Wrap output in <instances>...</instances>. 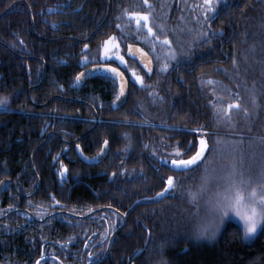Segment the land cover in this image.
<instances>
[{"label":"trees","instance_id":"obj_1","mask_svg":"<svg viewBox=\"0 0 264 264\" xmlns=\"http://www.w3.org/2000/svg\"><path fill=\"white\" fill-rule=\"evenodd\" d=\"M86 1L90 6L101 3V0ZM4 2L0 0V95L9 96V104L7 110L0 109V209L5 210L0 213V264L9 261L34 264L42 247L46 250L45 258L55 254L63 264H90L88 252H97L108 242L105 239L101 245L98 233H102L111 220L118 219L112 212L119 209L121 215L134 203L125 226L113 236L101 264H127V258L142 246L145 229L150 230L151 235L143 252L133 259L134 264H157L161 258L166 264H264V233L245 240L237 224L226 221L214 238H197L194 234L196 220L184 211L189 205L180 191L161 200L140 202L159 191L163 186L161 176H183V173L162 166L150 155L153 147L162 150L159 137L171 135L175 142L178 138L187 141L192 136L183 132L168 133L159 126L123 123L125 119L133 122L147 119L155 125H160L161 121L173 124L190 116L196 123L188 122L189 127L209 121L208 126L225 139H236L235 133H244L241 151L246 155L247 166L250 162L247 156L251 154L249 140L254 135H264V107L252 117L251 132H248L243 113L233 114L234 129L215 128L210 122L209 110L205 107L206 96L197 77L202 71L209 73L233 91H239L243 102L251 106L245 85L251 89L255 81L256 91L264 90V29L260 27L264 22V0H227L222 4L211 26L214 30H222L223 34L214 37L210 44L197 46L194 63L170 69L166 74L154 70L151 77L145 75L146 84L159 82L155 89L141 87L119 64L130 80L126 100L120 107L112 104L116 86L109 79L105 83L93 79L77 89L70 87L76 73L89 63L83 62L82 57L99 58L100 42L109 34L119 35L118 29L107 23L104 31L96 32L99 36L96 42L89 39L88 49H84L83 42L70 43L67 36L90 35L89 24L93 17L87 15L77 19L75 25L62 27L59 38L41 41V29L27 28L17 21L19 4L10 1L13 6L6 9L9 3L4 5ZM139 2L110 0V5L118 13ZM161 2L153 0L157 13H166L164 23L169 29L191 26L198 30L192 12L184 7L185 3L194 4L197 0H166L170 7L164 9L159 7ZM181 15L183 21L179 19ZM176 35L179 33L170 34V38L175 39ZM190 38L188 33L182 36L184 40ZM253 44L255 53H248L249 58L245 61L243 54ZM141 46L146 47L143 43ZM234 55L239 63L238 77L232 69ZM63 60L66 61L63 63ZM105 60L113 62L110 58ZM136 67L144 74L138 65ZM215 67L227 68L229 72L212 71ZM181 76L182 83L179 81ZM153 90L164 100L153 102L148 95ZM259 102L264 105V96L259 97ZM77 117H99L100 121L95 125L93 121ZM106 138L109 150L98 165L75 163L70 158L75 143L88 151L93 139L101 144ZM145 144L149 147L145 148ZM66 146L67 152L64 151ZM228 147L224 150L225 157ZM256 151L255 162L258 164L259 149ZM67 153L69 158L65 157ZM56 154L61 155L59 162L51 164ZM61 162L68 169L63 177L59 171ZM141 167L144 174L136 178L119 172L121 168L129 171L135 168L138 173ZM112 171L117 175L108 183L106 179ZM73 175L78 176L72 179ZM198 176L199 170L182 179L181 183H195L194 178ZM75 179L80 180L81 186L70 187ZM52 197L60 201L59 208L66 211L56 213L58 207L53 205L49 208L50 216L43 221L36 220L34 206L52 204ZM10 204L13 205L11 209L8 208ZM109 205L114 209H109ZM89 207L97 209L94 214L75 216L78 212L87 213ZM22 209L33 213L27 214ZM71 236L75 238L69 241ZM61 240L68 241L69 246L62 247ZM85 240L89 241L87 247ZM53 262L51 264H59Z\"/></svg>","mask_w":264,"mask_h":264},{"label":"snow or ice","instance_id":"obj_2","mask_svg":"<svg viewBox=\"0 0 264 264\" xmlns=\"http://www.w3.org/2000/svg\"><path fill=\"white\" fill-rule=\"evenodd\" d=\"M227 0H197L194 4L185 3L184 7L189 9L193 14V19L199 26L198 30L185 26L183 28L173 27L169 29L164 19L166 13H157L156 5L153 0H140L124 7L115 17L121 23H117L115 27L119 30V35L112 33L107 35L99 44V57L103 59L114 58L125 69L131 73L135 82L143 88L155 89L156 84H146L145 75L151 74L154 70L159 73H168L170 69L178 68L181 65H190L194 63L195 49L197 46L203 44H210L214 37L222 35V30H214L211 26V21L219 13V8L222 4H226ZM58 8L70 7L68 4H58ZM159 7L164 9L170 7L166 0H162ZM138 9V10H133ZM73 12L76 9H72ZM184 20V16L179 18ZM55 24V22H53ZM260 27L264 29V22ZM179 35L175 39L170 38V34ZM184 33L190 34L191 38L184 40L182 36ZM127 40H135L136 43H126ZM23 44V40L20 41ZM143 43L146 47H142ZM84 49H88L89 45L84 44ZM248 53H255V44L251 45L243 54L244 60L247 61ZM93 56L91 59L88 56L82 57L83 62H91L96 60ZM139 64L145 70L144 74H140V70L136 67ZM159 65L158 68L155 65ZM93 69L104 70L111 74L114 81H118L119 90L115 94V99L112 101L114 107L118 106L121 97L125 95L128 78L125 73L121 71L120 67L115 66L114 62L93 64ZM232 69L235 76H239V63L234 55L232 58ZM88 69L76 73L74 83H79L84 78ZM212 71H223L226 74L229 72L227 68L215 67ZM199 85L206 96L205 107L209 110L208 115L210 122L215 128L227 126L229 128L236 127V121L233 119L234 113H243V118L247 122L248 132H251V119L257 115L259 109L264 107L259 102V97L264 96V90L259 93L255 89V81L253 86L246 90L249 93L250 107L243 102L239 91L233 89L223 83V81L214 78L207 72H200L198 75ZM179 81L183 82V76L179 77ZM239 89L240 85L237 84ZM156 100H164V97L158 91H151L148 93ZM9 104V96L0 95V109L7 110ZM141 115L143 113L141 112ZM188 122L196 123L190 116H185L182 121L173 124H167L161 121L160 125L152 124L145 119L144 121L133 122L125 119L123 123H138L141 125H148L150 127H163L167 129L168 133H186L191 134L192 139L185 141L178 138L172 142L171 135H161L159 140L163 144L162 150L156 147L152 148L150 155L157 159L162 166L170 167L173 172L183 173L180 175H167L165 178L161 176L163 186L156 191L153 196L144 197L148 201L161 200L167 195H175L180 191L187 200L189 208L185 209L190 218L196 220L194 234L197 238L212 239L221 230L226 221H234L238 229L242 232V237L245 240H251L257 235L264 233V135H254L249 140V147L251 154L247 156L250 161L246 166V155L241 151V146L244 144V133H235L236 139H225L224 136L215 133L210 128L209 121H204L196 124L195 127H189ZM125 137L128 133L123 134ZM215 136V139L213 137ZM109 140L106 138L100 151L96 154L100 156L106 150ZM230 146V147H228ZM77 144L76 148L80 149ZM145 148L149 145L145 144ZM228 147L227 156L225 157L224 150ZM128 145L125 146V149ZM171 149V151H169ZM256 149H259V163L255 162L257 156ZM96 157H85V159H95ZM55 159V157H54ZM199 170V176L195 183L188 185L182 184V179ZM60 175L63 177L68 171L67 167L61 162ZM120 175L123 176H142L144 174L143 167L137 170L133 168L129 171L126 168L119 170ZM135 174V175H134ZM117 175L116 172L111 173L112 177ZM32 202L29 201V205ZM53 205L61 206L60 201L52 197V204L45 205L40 203L35 205V214L42 220L46 219L52 213L49 208ZM13 205H9L11 209ZM111 209V205L108 206ZM131 207V205L129 206ZM5 210L0 209V213ZM70 211H74L71 209ZM87 213H91L93 209L87 208ZM77 216H84V212L76 213ZM113 216L118 219L111 220L108 226L102 233L101 245L103 240L110 239L112 232L119 226L123 216L119 214V209L112 212ZM124 216L127 213L123 214ZM87 231V229H85ZM149 235L151 232L149 230ZM74 236L69 237V241L74 239ZM43 239V237H42ZM147 242V241H146ZM62 247L69 246L68 241H59ZM89 241L85 240L87 247ZM106 247H101L97 252H88L90 264H99L100 257L105 254ZM46 250L41 248V255L36 259L34 264H47L45 259ZM53 260L63 264L59 256L53 254ZM8 264H14L9 261ZM157 264H166V261L161 258Z\"/></svg>","mask_w":264,"mask_h":264},{"label":"flooded vegetation","instance_id":"obj_3","mask_svg":"<svg viewBox=\"0 0 264 264\" xmlns=\"http://www.w3.org/2000/svg\"><path fill=\"white\" fill-rule=\"evenodd\" d=\"M4 1H5L4 5L9 3L7 5V7H6V9L8 7L12 8L14 3H18L19 4L20 7L16 10L18 12V15H16L17 21H19L22 26L25 25L27 28H31V29L32 28H39V29H41L42 31L39 32V35H41V41L59 38L60 36L58 34H59V31H60V29L62 27H65V26L66 27H70L71 25H75V24H77V19H83L87 15L88 16L91 15L93 17L92 18L93 21L89 24V26L91 27L90 35H88L86 37L67 36L70 39V41H69L70 43L83 42L85 44H88V42H90L89 39H92V42H96L99 39V36L97 35V33L99 32V30L104 31L103 28L105 26H107V23H111V26L114 29H117L115 27V25L117 23H121V21H118L115 18L119 14V12L118 13L114 12L112 6L110 5V0H101V3L97 2V3H95L94 6L93 5H91V6L88 5V3H86L87 2L86 0H82L81 2H80V0H4ZM10 1L13 4H11ZM68 3H70V7H63V8H58L57 7L58 4L63 5V4H68ZM2 9H4V8H2ZM72 9H76V11L73 12ZM53 22H55V24H53ZM46 30H50V32L46 33L45 32ZM126 43H131V42H126ZM125 50H126V45H125ZM110 59L113 60V62L115 63V66L120 67L119 66L120 63L118 61H114V58H110ZM65 61L66 60H63V63ZM94 63L95 64H102V63H108V62H107V60L99 57V58H97L94 61L86 63V65L83 66L79 72H81L82 70H84V69H86L88 67L93 66ZM137 65L143 72L145 71V70L142 69V67L139 64H137ZM121 71H123V70L121 69ZM124 73H125V76L128 78V74L126 72H124ZM152 73L148 74L146 76L147 77H151ZM93 79H95L97 81H103V83H105L107 81V79H109L116 86V92L118 91L117 82L114 81L113 78H111L109 76H106V75H94V76H91L88 79H86L84 81V83H82V85H80L78 87H75V88L71 87L72 86V82L74 81V79H73V81L71 82L70 87L72 89L80 88L85 83L90 82ZM129 85H130V80L128 78L127 93H128ZM126 97H127V95H126ZM114 99H115V97H114ZM125 100H126V98H125ZM125 100H124V102H125ZM120 106H117V107H120ZM78 119H86V120H89V121H93L95 125H97L99 123V121H100L99 117H89V118H81V117H79ZM43 133H44V131H42V134ZM103 141H102L101 144H100V142H98V144H97L96 143V139H93V143L90 144L88 151L84 150L85 148L83 149L82 146L80 145V143H75L74 144V154H72L73 156L70 157V155L67 153V154H65V157L66 158H69V157L73 158V160L76 161L75 163H77V162L80 163L81 162V163H83L85 165H88V166H93V165L96 166L102 160H104V158L106 157V155L108 153V150H109V144L107 145L106 154L97 163H87L86 161H84L80 157V155H79V153L77 151L78 149L76 148V145L79 144L81 146L80 147L81 152H82V154L85 157H94L100 151V148L103 145ZM64 151H66V152L68 151V146L64 147ZM60 157H61L60 154H56L55 159H54V157L52 158L51 164H55L56 162H59L58 160L60 159ZM111 173H113V171ZM111 173L109 174L108 178L106 179V181L108 183H110L113 180V177L111 176ZM77 176L78 175H73L72 179L76 178ZM60 177H62V176H60ZM63 184H65V182ZM75 185L81 186L80 180L75 179L74 181H72V183L69 186L70 187H75ZM57 207H58V209H56V213L57 212H61V211H66V210H64L62 208H59V206H57ZM111 209H114V208H111ZM22 210L26 211L27 214L33 213L30 210L28 211L27 209H22ZM96 210L97 209H93V211L91 213H85L84 216H77V215H75V216L76 217H86V216L94 214ZM128 213H127V215H128ZM123 214H125V213H121V216H123V220H121V224H119V226L116 228V230L114 232H112L111 238L107 240L108 242L106 244V251H105V254L100 258L99 264L104 262V260L106 259V255L108 254L109 248H110V246L112 244L111 241L113 239V236L116 235L117 233H119V231L125 226V224L127 222V215L124 216ZM31 215L34 216V214H31ZM24 216H27V215H24ZM36 220L43 221L45 219L42 220L38 216L36 218ZM145 230H146V238L148 237V241H149V237H150L149 231L147 229H145ZM146 238H145L144 242L146 241ZM144 242H143V244H144ZM143 244H142V246H143ZM147 244H148V242H147ZM142 246L139 247L134 252V254L131 257L127 258V261H126L127 264H134L133 259L135 257L139 256V254L136 255V256H135V254H136L137 251H139L142 248ZM45 259L47 261H49V262H47V264L54 263L53 262L54 261L53 258H50L49 256L46 257Z\"/></svg>","mask_w":264,"mask_h":264},{"label":"water","instance_id":"obj_4","mask_svg":"<svg viewBox=\"0 0 264 264\" xmlns=\"http://www.w3.org/2000/svg\"><path fill=\"white\" fill-rule=\"evenodd\" d=\"M86 69H88L90 71H88L87 75L84 78H82V80L78 84L77 83H74V81H73L72 82V86H71L72 88H75V87H78V86L82 85V83H84V81L86 79H88L89 77L94 76V75H106V76H109V77L112 78L111 74L107 73L106 71H104L102 69L101 70H96V69H93V66L88 67ZM82 71H85V69L82 70ZM116 82L118 84V90H119V83H118V81H116ZM127 88H128V83L126 85L125 95L123 97H121V100L118 102V106H120L124 102V100L126 98V95H127ZM77 151H78L80 157L84 161H86L87 163H97L106 154L107 146H106V150L103 153H101L99 157L94 156V157H96L95 159H85V156L82 154L81 149H78ZM145 201H148V200H140V202H145ZM135 205H136V203L133 204L125 213H128ZM146 241L148 242V237L146 238ZM146 241L144 242L142 248L139 251L136 252L135 256L138 255V254H140L143 251V249L146 247V245H147V242Z\"/></svg>","mask_w":264,"mask_h":264}]
</instances>
